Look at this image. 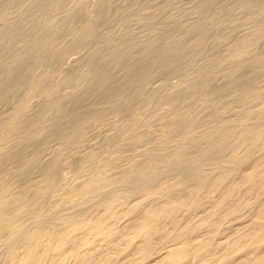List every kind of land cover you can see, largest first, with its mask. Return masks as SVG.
<instances>
[{
  "label": "rangeland",
  "instance_id": "obj_1",
  "mask_svg": "<svg viewBox=\"0 0 264 264\" xmlns=\"http://www.w3.org/2000/svg\"><path fill=\"white\" fill-rule=\"evenodd\" d=\"M5 15L30 36L10 51L0 41V74L15 72L0 84V264L34 231L53 234L113 196L126 211L150 189L185 181V169L200 182L264 150L245 149L264 135V0H16ZM46 28L50 42L34 48L31 36ZM130 30L160 37L158 47L138 45L100 84ZM166 46L185 66L162 67L153 54ZM150 53L142 81L122 82ZM243 229L236 222L220 236ZM157 248L149 264H165Z\"/></svg>",
  "mask_w": 264,
  "mask_h": 264
},
{
  "label": "bare ground",
  "instance_id": "obj_2",
  "mask_svg": "<svg viewBox=\"0 0 264 264\" xmlns=\"http://www.w3.org/2000/svg\"><path fill=\"white\" fill-rule=\"evenodd\" d=\"M15 3L16 0H0V41L6 43L8 51L20 38L30 36L13 31L14 23L5 15L6 8ZM51 31L52 28H46L41 37L31 36L34 48L50 42L48 34ZM132 33V30L127 32L123 43L124 56L98 73L100 84L110 78L112 69L128 61L138 45L147 49L158 47L160 37L141 41ZM201 44L202 40L196 43ZM153 55L163 60V68L185 66L179 61L183 55L179 48L166 46ZM150 57L151 53L143 62L136 63L138 74L124 72L122 82L127 85L126 82L130 84L142 75L145 77ZM3 66L16 70L15 64H7L9 68ZM5 72L0 74V84L15 79V72ZM45 110L46 107H42L37 116L25 123L23 134L29 132ZM81 114L72 112L71 116L78 119ZM260 142H264V135L260 133L247 139L246 153L253 154ZM181 174L185 175V181L178 178L169 186L160 184L150 189L145 200L126 211L118 208L113 196L103 210L92 209L53 234L44 228L34 231L25 248L9 253L4 264H138L145 259L152 260L157 246L165 250L170 244L162 259L165 264H183L193 260L200 264H264V150L257 160L240 158L235 167L225 168L216 176L204 177L200 182L186 169ZM236 222L244 224L241 232L230 237L223 236L224 233L220 236L221 230L227 231ZM223 225L230 228L224 229ZM169 226L172 229H168ZM130 256L133 259H129ZM146 260L145 264L151 261Z\"/></svg>",
  "mask_w": 264,
  "mask_h": 264
}]
</instances>
